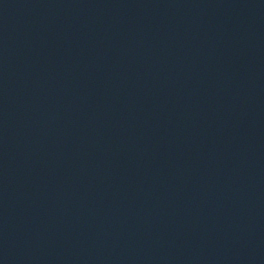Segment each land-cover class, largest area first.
Segmentation results:
<instances>
[{
    "label": "water",
    "instance_id": "water-1",
    "mask_svg": "<svg viewBox=\"0 0 264 264\" xmlns=\"http://www.w3.org/2000/svg\"><path fill=\"white\" fill-rule=\"evenodd\" d=\"M0 264H264V0H0Z\"/></svg>",
    "mask_w": 264,
    "mask_h": 264
}]
</instances>
